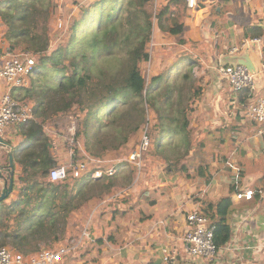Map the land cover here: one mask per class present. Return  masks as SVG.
<instances>
[{
  "label": "trees",
  "instance_id": "16d2710c",
  "mask_svg": "<svg viewBox=\"0 0 264 264\" xmlns=\"http://www.w3.org/2000/svg\"><path fill=\"white\" fill-rule=\"evenodd\" d=\"M155 1L91 0L79 5L77 0H73L71 4L78 5L80 14L72 17L67 25L63 24L61 42L51 48L54 36L50 34L49 20L56 12V0H0V23L8 50L30 51L36 60L29 85L18 88L24 92L16 89L12 93L15 99L32 103L33 118L16 124L17 131H11L12 136L18 139L16 144L3 138L12 148L15 172L13 191L0 202V247L7 246L24 255L54 249L61 235L69 229L74 214L84 210L88 204L89 196L85 195V189L92 184L108 190V180L111 181L112 175L94 179L91 177L92 169L78 177L70 174L61 181L49 179V171L58 164V158L54 139L47 128L52 129L53 134V131L65 127L69 118L76 125L75 139L81 140L85 152L106 159L108 152H119L135 144L139 128L130 125V118L138 116L137 105L144 98L154 116L150 127L153 142L143 153L144 158L147 156L145 162L149 156L158 154L162 163H166L163 167L168 173L174 171L185 175L189 171L188 158L195 149L191 115L196 110L195 103L200 100L203 88L201 84L195 85L188 80L199 63L192 58L190 64L184 70L179 67L174 76L160 73L150 80L151 84L146 83L141 63L149 56L147 45L154 20L159 28L167 26L170 35L177 36L184 30V25L176 22L175 18L170 17V25L164 18L169 14L171 4L182 0H168L167 4L159 7L155 6ZM97 3L104 4L97 35L71 48L78 34L76 18L83 19L84 11L93 10ZM261 36H264V31L260 27L244 31V38ZM243 91L251 89L233 94L238 104H243L244 112L249 103L244 104L252 95L246 92L243 97L240 95ZM110 102L113 103L111 109ZM99 113L108 115L104 121L97 117L99 122L95 127L92 118ZM164 140H167L165 145ZM150 148L154 153L148 151ZM76 150L80 154L79 148ZM79 157L83 158V155ZM126 162L131 166L130 180L137 170ZM127 164L121 161L112 165L119 170L114 175L116 178L124 177L121 170L129 167ZM8 169L7 150L0 147V171L5 176L9 174ZM241 175L244 176L242 170ZM154 190L162 195L169 187ZM233 192L230 182L228 194L215 201L200 199L201 211L214 225L213 239L217 248L224 246L233 234L227 218L233 205ZM150 197L145 192L135 196L127 194L120 204L121 207L123 204L128 206H117L109 213L108 222L113 226L110 233L93 237L90 232L92 239L84 243L88 246L86 251L96 249L101 252V248L109 243L118 246L124 232L122 229L126 228L127 213L131 214L137 208L134 211L137 219L149 218L150 215L138 205L140 200ZM41 243L43 247L39 246ZM73 253L66 257H73ZM156 264L163 263L160 259ZM177 264L191 263L180 255Z\"/></svg>",
  "mask_w": 264,
  "mask_h": 264
},
{
  "label": "crops",
  "instance_id": "0c3cea01",
  "mask_svg": "<svg viewBox=\"0 0 264 264\" xmlns=\"http://www.w3.org/2000/svg\"><path fill=\"white\" fill-rule=\"evenodd\" d=\"M155 2H157L156 6L159 7L160 5L167 4L168 0H156ZM170 8L169 14L164 15V18L168 21V25L172 22L170 17H176L175 21L184 25V30L177 35L178 42L172 43L186 50H184L186 54L174 56L180 57V60H182L178 68L186 67L190 64L192 58L198 57L200 65L207 66L210 71L211 69L215 71V67L217 63L219 64V59L223 56V53H227L231 46L249 39L244 38V31L247 28L260 27L264 31V0H199L197 6L194 8L188 7L186 0H182L171 4ZM154 21L156 23L153 24V30L155 29L157 37L169 34L166 30L167 26H164L163 29L159 28L156 19ZM152 34L154 37V32ZM260 38H262L260 44L252 43L247 49L256 69L260 67V63L263 60L264 36ZM189 45L193 46L192 50H190ZM262 75H264L262 72L255 74L252 89L264 94V79ZM211 83L213 84V80ZM4 91L5 83L0 80V97ZM206 95L207 93L204 92L203 96L205 97ZM203 96L202 98H204ZM217 97L220 99L221 95H217ZM232 98L234 99V97ZM232 102H235V100ZM237 105L238 108L243 106V104L238 103ZM209 111L211 112V110ZM209 111L202 108L201 105H197V109L194 111V113L197 112L195 116L196 121L191 120V128L194 130L195 154L192 152L191 158H188L190 161L189 171L185 175L175 172V175H177L179 180L190 178L191 185H193L196 177H199L198 173L200 175L204 174V171L201 172L200 167H207L210 171V176H208V180L203 185L205 193L195 195V203L200 204V199L202 198L215 201L220 196L226 195L229 192V186L226 189L225 187H215L217 180H215L216 175L211 171V167L218 166L221 172L226 173L227 171L229 172V169L225 165L228 159L238 165L242 172H244V176L242 177L243 185L251 188L258 187L261 193H256L251 201L232 198L233 205L227 218L233 228V234L230 240L218 249L215 264H264V137L255 136L256 126L246 121L243 118V113L241 117L237 116L235 112L230 113L225 119L227 120L225 124L222 120L216 121L214 118H209L210 114L207 115ZM216 111L214 110V115ZM200 132H202V137H199ZM225 133L231 134L229 140L232 142V146H229V149H231L230 154L228 153L229 155L227 153L223 154L221 151L224 149L225 137H217L218 134L224 135ZM205 146L211 147L209 150H213L214 152L211 153L214 154L211 157L217 159L208 161V153L204 151L200 153L199 150H203ZM55 147L54 149L59 151ZM198 155H200V159L197 157ZM194 169L196 174L193 176L191 172ZM212 180H215V184ZM159 188H163V186H159ZM150 190L143 188L139 192L133 193V196L140 195L142 192H145L146 196H151L147 200H140L138 205L146 214L150 215L149 218L139 220L135 215L133 216L134 221L130 223L133 227H130L128 221L125 229V231L128 227L131 230L138 229L140 231L139 237L132 240L129 239L128 241L140 243L139 240L145 239L142 242V248L149 252H151L152 246L155 247L153 244L155 239L161 238L164 241L171 242L170 238H166L163 228L157 226L155 231H151V227L155 221L163 219L166 222L165 231L169 232L174 241L179 240L176 234L180 236L185 225L184 214L177 209V202L174 200L173 203V201L166 197L169 192L167 191L161 195L160 193H156L155 190ZM177 190L179 192V189ZM197 191L199 192V190ZM186 196L183 195L180 198ZM247 210H254L252 217L242 224L239 223L240 218ZM144 227L146 229H142ZM125 231L123 232L124 237L126 236ZM110 246L111 248L117 247L114 244H110ZM128 248L131 249L130 247ZM117 250L120 249L117 248ZM157 258H159V255ZM197 259L191 258L193 260L191 264H198L195 261ZM156 262L154 261L153 264H156ZM63 264H67V262L65 261ZM202 264L205 263L203 262Z\"/></svg>",
  "mask_w": 264,
  "mask_h": 264
},
{
  "label": "rangeland",
  "instance_id": "374dc122",
  "mask_svg": "<svg viewBox=\"0 0 264 264\" xmlns=\"http://www.w3.org/2000/svg\"><path fill=\"white\" fill-rule=\"evenodd\" d=\"M73 0H64L62 2L56 1V14L54 13L50 20V34L54 37V39L51 40V48H54L58 42H61L62 34L60 30L61 27H64V25H67L71 20L72 17L79 16L80 12L79 9H77L78 5L71 4ZM80 4H86V2L91 0H77ZM93 1V0H92ZM157 2H154L156 6ZM102 3L95 4L92 8L93 10H87L83 13V19H77V37L72 41L71 48L78 47L87 41H89L91 38H93L98 33L99 28V19L102 14ZM69 9V10H68ZM176 18V17H172ZM63 22V23H62ZM61 23V27L58 26V24ZM156 22L154 21L153 24ZM64 24V25H63ZM2 25L0 23V56L2 55L4 50H8V44L3 38V29ZM154 32L151 35L150 42L147 45V50L151 49V68L150 72H144L143 69H146V63H141V70L144 75V78L146 80V83L151 84L150 80L157 74H163L164 76L169 75L170 77L174 76L178 71V66L182 63V60H180V57H174L175 55H183L186 54L184 52L185 48L173 45L172 43L178 42V37L174 35L167 34L166 36H159L157 37L155 35V29L152 31ZM153 42L154 45L150 46V43ZM190 46V50L193 49L192 45ZM16 51H22V50H16ZM186 51V50H185ZM192 57H194L192 55ZM179 59V60H178ZM194 59H197L198 57H194ZM199 66H195L193 70V75L190 77V80L188 82H195V85L197 83L201 84V87L203 88V93L206 92L207 95L202 98L199 101L195 103V108L197 109V105H201L202 108H205L206 110H211V112H207V115L210 114L211 119L214 118L216 121L222 120L225 124L227 123L225 120L230 113H237V116H242V107H237L236 101L238 99L236 96H234L233 92L230 90L227 83H225L223 80L219 79L217 76V71L215 70H208L207 66L200 65V61H198ZM186 67H180V70H184ZM201 71H205L204 74L200 73ZM260 73V72H259ZM264 74V73H262ZM53 75L51 74V77ZM262 78L264 79V75H262ZM213 80V84L211 83ZM150 82V83H149ZM16 90V89H15ZM19 90V91H18ZM18 92L23 93L24 91L22 89H17ZM217 91V92H216ZM246 92L250 95H252V98L246 100V104L250 103L252 100H254L258 95L264 96V94L258 93L255 91V89H251V91H243L240 93L243 97L245 96ZM239 94V93H238ZM236 94V95H238ZM217 95H221V98L218 99ZM234 97V99L232 98ZM235 102H232L234 101ZM32 105V103H30ZM237 105V106H236ZM113 106V103L110 102L109 108L111 109ZM138 107V116H132L130 118V125L132 124L133 127H137V137L136 142L133 145V147H130L131 144L128 146V149H121L119 152H108L106 156L107 162L103 164V167H110V164L113 165L114 163H117V161L120 159L124 163L127 164V157L136 149L139 142V137L141 133L146 129L148 132V135L150 136V144L152 145L153 137L150 135V127L151 123L154 121L153 113H150L151 111L147 108V105L145 103V99L143 98L140 100V103L137 105ZM208 107V109H207ZM214 110L216 111V114L214 115ZM196 113H193L191 115V120L196 121L195 116ZM108 114H100L98 116H95L92 118L93 124L96 127V125L99 122V119H96L97 117H100L101 120H105ZM214 115V117H213ZM216 117V119H215ZM243 118H245L243 116ZM218 119V120H217ZM246 120V119H245ZM71 119L69 118V122H66V126L63 128H60L58 130L53 131L52 135L56 149L59 151H56V154L58 156V164H68L70 162V157L68 156V127L71 124ZM248 121V120H246ZM74 122V121H72ZM17 126H11L10 128H7L6 131L1 135L5 139H9L13 144L17 143V138L12 136L11 131H17ZM48 126V125H47ZM46 126V127H47ZM49 127V126H48ZM203 132V131H202ZM202 132H200L199 137H202ZM225 137V143H224V149L221 150L223 154H228L231 149H229V146H232V142L229 140L231 138V134H224L220 135L218 134L217 137ZM167 140H164L163 145L166 144ZM79 145L81 147L82 143L81 140L78 139ZM151 147V146H150ZM227 147V148H226ZM210 146H205L203 150H199L200 153L202 151L208 153V161L211 159H217L212 158L211 156L214 154L213 150H209ZM217 149L216 147H214ZM226 148V149H225ZM196 149V147H195ZM195 149L192 151L195 154ZM233 149V148H232ZM151 151L150 153H154V150L151 148L148 150ZM190 153V155L192 154ZM81 154V153H80ZM78 153V158L79 155ZM220 154V153H218ZM230 154V153H229ZM228 154V155H229ZM189 155V157H190ZM91 156V155H90ZM104 156V157H105ZM221 156V155H220ZM219 156V157H220ZM96 157V156H93ZM103 157V158H104ZM150 159L148 162L144 163L143 168L138 172L136 171L135 176L133 174L132 179L129 180V167H125L123 171L124 177H115L114 175L119 172V170H114L113 174L109 181V185L107 184L108 190L104 189L103 186L98 185H89L85 189V195L89 196V202L86 204L85 209L81 210L79 212H76L71 220V225H68V230L65 234L61 235L60 240L54 245V249H57L61 244L70 241L73 238H76L81 229L84 228L87 222L88 224V231L91 232L93 237L98 236H106L108 233H110V222H108L109 213L110 211L119 206L121 207L120 201L126 198L127 194L133 195V193L139 192L141 189H159V186H168L169 187V194L166 196L171 201L176 200L177 203L181 204L183 202H187L188 206L191 205H198L200 207V204L195 203V195L204 194L205 191L203 188V185L208 180V176H210V171L205 166L204 168L200 167L201 172L204 171V174L200 175L199 177H196L195 183L191 185L190 178L189 179H180L175 175V172L168 173L164 167L166 166V163H162L161 158L158 156V154H153L152 156H149ZM148 157V158H149ZM196 157V156H195ZM194 157V158H195ZM200 159V155L197 156ZM191 158V157H190ZM102 159V158H101ZM147 160V156L144 158ZM111 160V161H110ZM145 160V161H146ZM206 161V160H205ZM95 165H93L94 167ZM164 166V167H163ZM115 169V168H114ZM211 171L214 172V175H216L215 180H217V183L215 184V180H212V182L216 185V188H222V187H228L230 186V176L229 172L226 173L221 172V169L218 166L211 167ZM140 173V174H139ZM194 176L196 174L195 169L193 172H191ZM117 175V174H116ZM110 178V175L108 176ZM105 182V180H104ZM201 182V183H199ZM108 183V182H107ZM201 184V185H200ZM203 188V189H202ZM179 189V192L178 190ZM150 190V191H151ZM199 190V192L197 191ZM183 195H187L186 197L180 198ZM117 199V200H115ZM122 207H126L122 205ZM121 207V208H122ZM135 212L133 213H127V221H125L126 225L129 221V224L134 221ZM135 225V224H134ZM145 225V224H144ZM73 226V227H72ZM136 226V225H135ZM130 227H133L132 224H130ZM126 229V228H125ZM125 229L122 231H125ZM146 229V227L142 228ZM175 232V231H174ZM126 236L124 237L122 234L121 242L119 243V246L116 248H111L110 243L106 244L101 248V252H98V250L93 249L86 251L87 247L85 244L83 246L79 247L74 253L73 257L67 259V264H153L154 261H158V251H156L155 247L152 246L151 252L145 251L142 246V242L145 241L139 240L140 243H133V246L129 249L125 243L130 239H134L139 237L140 231L135 228V230H131V228H127L125 231ZM60 235V234H59ZM176 237H179V234H176ZM148 241V239H146ZM44 244H40L39 246L43 247ZM86 246V247H85ZM119 248L120 250H117ZM160 260V259H159ZM187 260L191 263L193 260L191 258H187ZM66 261V260H65ZM198 264H202V260H195ZM177 264V263H176Z\"/></svg>",
  "mask_w": 264,
  "mask_h": 264
},
{
  "label": "built area",
  "instance_id": "2783aa9c",
  "mask_svg": "<svg viewBox=\"0 0 264 264\" xmlns=\"http://www.w3.org/2000/svg\"><path fill=\"white\" fill-rule=\"evenodd\" d=\"M62 2L64 0H56ZM199 0H186V4L190 8L197 6ZM61 27V23L58 24ZM262 38L254 37L243 40L240 44L233 45L226 54H241L249 48L252 43L260 44ZM154 43L151 42L150 46ZM149 56L145 61L146 69L144 72H150L151 68V49L147 50ZM35 57L30 51H11L4 50L0 56V80L5 83V91L0 97V135L7 128L15 124L28 122L33 118V106L30 103L17 100L12 93L15 89L27 87L30 83V77L33 74L35 66ZM217 76L228 84L233 93H237L244 89H252L254 86V76L257 72L264 73V60L260 63V67L256 69V73H252L243 65H220L217 63L215 67ZM200 73L204 74L205 71ZM243 116L246 120L256 126L255 136L264 137V96L258 95L244 109ZM47 128V127H46ZM68 156L70 162L68 164H57L51 168L48 177L51 181H61L68 178L70 174L75 177L80 176L87 170L92 169L91 177L99 178L103 175H112L114 167H103L107 162L106 159H99L88 155L84 148L79 145L78 139H75L76 125L71 122L68 127ZM49 134L52 129H48ZM55 143V141H54ZM150 145V136L145 129L139 139L136 149L127 157V161L132 164L139 172L145 163L143 153L147 151ZM76 147L79 148L83 158H78ZM111 161V160H110ZM117 162H121L119 159ZM95 165L94 168L92 166ZM229 169L230 182L233 187L232 198L236 200H253L256 193L261 190L245 186L242 183L241 168L228 159L225 163ZM140 174V173H139ZM176 201V200H175ZM177 209L184 214L185 225L178 241H174L168 231H165L166 222L159 219L154 222L151 231H155L157 226L163 228L166 238H170L171 242L164 241L161 238L155 239L153 242L156 251H158L159 259L163 264H176L178 257L181 255L186 258H198L204 263H216L218 249L214 243V225L206 216L198 205L188 206L187 202L181 204L176 203ZM254 210H247L240 218L239 223H244L248 218L252 217ZM86 223L81 234L61 244L57 249H42L35 254L24 255L10 247H0V264H63L65 257L75 252L87 240L92 237L88 231ZM233 230V228H232ZM126 246L132 247V241H128ZM150 246V245H148Z\"/></svg>",
  "mask_w": 264,
  "mask_h": 264
},
{
  "label": "water",
  "instance_id": "95a60500",
  "mask_svg": "<svg viewBox=\"0 0 264 264\" xmlns=\"http://www.w3.org/2000/svg\"><path fill=\"white\" fill-rule=\"evenodd\" d=\"M220 65H243L252 73H256V66L250 57L248 50H245L241 54H226L220 57ZM0 147L7 150L9 156V177L4 178L0 171V202L7 198L13 191V176L15 167L13 164L12 148L6 143L3 137L0 135Z\"/></svg>",
  "mask_w": 264,
  "mask_h": 264
},
{
  "label": "flooded vegetation",
  "instance_id": "af4514ba",
  "mask_svg": "<svg viewBox=\"0 0 264 264\" xmlns=\"http://www.w3.org/2000/svg\"><path fill=\"white\" fill-rule=\"evenodd\" d=\"M3 176H4V175H3ZM7 177H9V174H7V175L4 176V178H7Z\"/></svg>",
  "mask_w": 264,
  "mask_h": 264
}]
</instances>
